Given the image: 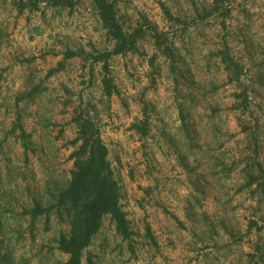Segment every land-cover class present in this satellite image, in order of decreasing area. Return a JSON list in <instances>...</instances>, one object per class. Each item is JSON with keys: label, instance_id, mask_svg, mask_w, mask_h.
<instances>
[{"label": "rangeland", "instance_id": "374dc122", "mask_svg": "<svg viewBox=\"0 0 264 264\" xmlns=\"http://www.w3.org/2000/svg\"><path fill=\"white\" fill-rule=\"evenodd\" d=\"M110 2L134 48L93 0H0V264H66L85 118L131 235L106 215L82 264H264V0Z\"/></svg>", "mask_w": 264, "mask_h": 264}, {"label": "trees", "instance_id": "16d2710c", "mask_svg": "<svg viewBox=\"0 0 264 264\" xmlns=\"http://www.w3.org/2000/svg\"><path fill=\"white\" fill-rule=\"evenodd\" d=\"M100 12L105 28L117 41V52L134 48L137 32L127 34L118 20L115 6L110 0H93ZM107 93L111 94L110 81L105 77ZM248 97H246V100ZM79 148L72 153L75 158L71 180L67 188L59 192L55 207L59 217L67 220L70 230L62 233L58 244L68 254L66 264H82L83 251L99 232L103 219L110 215L117 230L125 237L131 235L126 212L120 204V186L115 178L108 147L94 123L88 119L79 121ZM53 207V208H55ZM52 206H36L34 216L50 211Z\"/></svg>", "mask_w": 264, "mask_h": 264}]
</instances>
